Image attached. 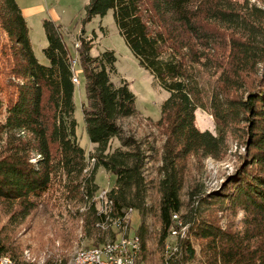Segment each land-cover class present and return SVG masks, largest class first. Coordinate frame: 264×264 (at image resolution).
<instances>
[{
  "label": "trees",
  "instance_id": "trees-1",
  "mask_svg": "<svg viewBox=\"0 0 264 264\" xmlns=\"http://www.w3.org/2000/svg\"><path fill=\"white\" fill-rule=\"evenodd\" d=\"M111 11L140 66L170 94L157 123L166 137L158 184L159 243L165 245L174 215L182 211L188 159L224 161L229 134L238 128L245 152L239 155L235 173L216 193L202 194L195 187L189 209L192 216H197L196 204L232 215L241 210V226L223 227L221 219L199 214L190 230L201 242L207 264H264V6L249 0H89L86 22ZM44 28L47 65L34 53L17 1L0 0V205L16 227L54 195L56 200L80 197L90 200L86 237L122 232L130 212L145 216V157L140 149L108 151L115 138L123 146L134 144L122 137L120 121L137 113L136 96L128 82L116 86L111 79L115 53L92 57V47L82 40L77 59L86 79L83 114L88 138L97 146L94 167L86 172V153L76 135L75 59L62 26L46 20ZM252 77L255 83L249 89ZM206 108L215 119L217 135L196 125V111ZM100 168L116 177L104 212L93 203ZM115 234L109 242L116 240ZM148 235L143 221L137 232L138 259L148 251ZM178 253V264L196 259L190 237L181 238ZM14 254L12 245L0 237V258L15 259Z\"/></svg>",
  "mask_w": 264,
  "mask_h": 264
},
{
  "label": "rangeland",
  "instance_id": "rangeland-1",
  "mask_svg": "<svg viewBox=\"0 0 264 264\" xmlns=\"http://www.w3.org/2000/svg\"><path fill=\"white\" fill-rule=\"evenodd\" d=\"M25 10L24 17L29 28V37L34 53L38 60L48 64L43 50L48 46L44 22L55 21L62 26V33L71 54L74 57L72 64L75 75L78 78L75 92V119L77 121L76 135L80 146L85 150L87 171L94 167L92 157L97 150L87 135L84 121L83 105L87 104L86 79L78 64L77 50L82 45V40L92 47L90 55L98 57L104 52H114L117 58L116 73L111 76L113 83L120 86L123 82L129 83V88L136 96L137 113L120 121L122 137L134 142L132 146H123V143L115 138L111 142L109 154L118 148L134 152L140 149L144 155V177L147 183L145 196V216L142 217L136 210L130 212L127 229L122 232H108L101 237L92 234L85 236V213L90 200L72 198L69 200H56V195L39 209L34 211L31 217L20 226L9 224V215L4 206L0 205V237L5 238L15 250L14 258L10 260L14 264H71L77 255L85 250L101 248L114 238L117 241L128 236L137 235L142 222L148 228V251L146 255H140L136 264H178L179 241L181 238L190 237L196 249V259L186 264H207L201 253V242L191 235V226L197 221L198 215L207 217L215 216L221 219L222 226L230 223L241 226L243 212L237 211L235 215L230 212H220L215 207L196 204V215L190 214V193L198 187L202 194H213L219 191L227 179L235 173L239 165V155L245 152L239 138V129L229 134V152L224 161H216L212 158H189L186 163V177L181 194L183 208L178 222L174 220L178 236H171L165 245L159 243L162 232L159 204L161 200L158 184L162 179L161 167L163 165L165 136L157 128V123L162 117V106L170 97L164 91L157 80L144 70L134 57L124 38L121 36L114 20L113 12L105 17H95L91 22H86V6L89 0H16ZM245 2L246 0H235ZM252 4L264 6V0H249ZM77 61L76 65L74 62ZM74 75V76H75ZM215 79L211 78V85ZM250 84L255 83V78H249ZM242 95V94H241ZM196 125L201 131H210L217 135V125L210 109H198L196 111ZM244 127V124L237 126ZM95 183L98 192L93 203L100 212L106 210L108 199L102 197L109 194L115 187L116 177L105 169L97 172ZM88 203V204H86ZM216 209V210H215ZM117 223V222H116ZM96 230V229H95ZM127 236V237H124ZM139 237V236H138ZM141 241V240H140ZM2 258V257H1ZM0 258V259H1ZM9 259V257H8Z\"/></svg>",
  "mask_w": 264,
  "mask_h": 264
},
{
  "label": "built area",
  "instance_id": "built-area-1",
  "mask_svg": "<svg viewBox=\"0 0 264 264\" xmlns=\"http://www.w3.org/2000/svg\"><path fill=\"white\" fill-rule=\"evenodd\" d=\"M102 197H106V195ZM174 220L178 222L177 214L174 215ZM172 236H178V232L172 230ZM140 251V237L137 235L128 236L109 242V246L96 248V252H87L83 256V264H136ZM2 264L6 263L2 262Z\"/></svg>",
  "mask_w": 264,
  "mask_h": 264
},
{
  "label": "bare ground",
  "instance_id": "bare-ground-1",
  "mask_svg": "<svg viewBox=\"0 0 264 264\" xmlns=\"http://www.w3.org/2000/svg\"><path fill=\"white\" fill-rule=\"evenodd\" d=\"M74 65H76V63H74ZM77 75H75L74 78V82L78 83V78L76 77ZM106 196H108V194H106ZM108 199V198H107ZM109 203V202H108ZM177 218H179V216L177 215ZM103 246H109V243L103 245ZM140 246H141V241H140ZM87 252H96V248L94 249H88L85 251L80 252L77 257L75 258V260L71 263V264H83V256H85V254H87ZM2 262L6 263V264H14L10 259L8 258H2L0 259V264H2Z\"/></svg>",
  "mask_w": 264,
  "mask_h": 264
},
{
  "label": "crops",
  "instance_id": "crops-1",
  "mask_svg": "<svg viewBox=\"0 0 264 264\" xmlns=\"http://www.w3.org/2000/svg\"><path fill=\"white\" fill-rule=\"evenodd\" d=\"M25 13V10H23V14Z\"/></svg>",
  "mask_w": 264,
  "mask_h": 264
}]
</instances>
